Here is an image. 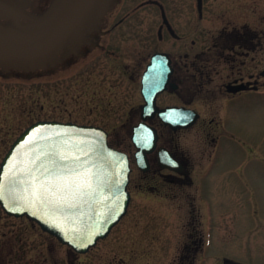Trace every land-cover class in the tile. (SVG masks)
Segmentation results:
<instances>
[{"label":"rangeland","instance_id":"obj_1","mask_svg":"<svg viewBox=\"0 0 264 264\" xmlns=\"http://www.w3.org/2000/svg\"><path fill=\"white\" fill-rule=\"evenodd\" d=\"M142 1L123 0L118 17L131 16L109 37L111 47H118L115 56L101 53L85 68L82 58H72L31 74L0 69V163L14 140L37 121L115 132L133 119L128 110L142 102L140 85L131 80L134 58L142 55L135 54L136 48L158 46L156 27L141 22L158 12L135 11ZM159 1L182 9L188 32L194 19L191 0ZM204 1L202 45L219 29L264 31V0ZM262 56L251 53L255 61L245 70L257 75ZM226 106L219 98L197 103L203 121L183 135L194 164L193 184L181 190L161 187L160 194L132 191L127 216L78 264H180L193 231L202 235L203 245L196 251L192 246L188 264H264V96H243L231 103L229 114ZM199 125H205L204 132H198ZM218 136L215 149L211 139ZM69 253L37 225L9 217L0 207V264H69Z\"/></svg>","mask_w":264,"mask_h":264},{"label":"water","instance_id":"obj_2","mask_svg":"<svg viewBox=\"0 0 264 264\" xmlns=\"http://www.w3.org/2000/svg\"><path fill=\"white\" fill-rule=\"evenodd\" d=\"M110 1L52 0L39 17L23 11L27 23H16L12 36L0 29V68L31 71L47 63L52 66L63 51L68 54L87 43V34L98 30ZM201 3L198 0L199 7ZM21 9V3L0 0L4 16ZM162 61V55H154L142 79L143 119L157 112L173 128L190 126L196 116L187 123H173L174 108H156L164 84L155 81L154 72ZM132 141L143 154L153 148L155 137L142 123L134 129ZM130 171L127 155L108 145L104 129L37 121L15 139L0 163V207L7 216L25 217L62 245L86 254L125 216ZM71 181L86 194L74 189Z\"/></svg>","mask_w":264,"mask_h":264},{"label":"flooded vegetation","instance_id":"obj_3","mask_svg":"<svg viewBox=\"0 0 264 264\" xmlns=\"http://www.w3.org/2000/svg\"><path fill=\"white\" fill-rule=\"evenodd\" d=\"M11 1L21 3L23 9L15 11L11 17L0 14V29L8 30L10 36L16 28V23L18 25L27 23V20L21 15L23 11L31 16L39 17L52 2V0ZM122 3L123 0H111L100 19L98 30L87 34V44L73 52L74 54H68V58L61 61L69 62L72 58H82L84 61L82 67L85 68L88 60L91 62L101 53L107 52L111 57L115 56L118 47H111V38L109 39V37L122 27L131 16L127 14L118 17ZM205 6L204 0H202L201 7L198 6V0H191L194 19L189 25L188 32V25L185 23L186 17L183 18L182 9L179 6L172 10V6L164 2L161 3L159 0H144L135 8V11L151 8L158 12L156 17L147 15L146 19H141V22H148L146 25L151 29L156 27L158 46L136 48L135 54L142 55L134 58L131 80L140 85L142 102L128 110L127 114L132 115L133 119L123 124L121 129H117L115 132L105 130L108 133L109 146L126 154L131 168L127 185L130 201L126 215L122 219L128 214L134 190H153L160 194L161 187H173L181 190L193 184L191 169L194 164L191 155L186 150L183 135L203 121L196 107L197 103H201L203 100L213 102L219 98L227 103L225 112L229 114L228 108L231 103L242 100L243 96L249 93L264 96V31H251L246 26H242L241 29H219L216 32H210L208 45H202ZM154 18L158 19L156 24ZM139 21L136 20V24L139 25ZM169 42L176 45L168 46ZM82 48H86L87 53H83ZM63 53L58 58H62ZM251 53L263 54L259 60L263 63V70L257 75L251 74L248 69L245 70L251 61H255V58L251 59ZM156 54L162 55L163 61L156 73L154 72L155 81L158 80L159 85L164 84V90L156 96V108L158 111L174 108L176 116L171 117L173 123H187L196 116V120L190 126L173 128L171 125L165 124L157 112L146 116L145 120L143 119L145 101L141 94L142 79ZM216 79L220 82L216 83ZM212 122L211 119L210 123ZM142 123L155 137L153 148L149 152L143 151V154L132 141L134 129ZM205 129V125H201V127L199 125L198 132H204ZM211 140L216 149L220 143V136ZM136 174L137 178L134 176ZM152 183L157 184L158 187ZM122 219L109 235L98 241L97 244L106 240ZM202 240V235H198L194 231L189 234L190 245L185 243L184 253L179 259L180 264H188L191 261L189 256H192L190 255L192 246H194V251L200 249L199 247L203 245ZM92 249L84 255L90 254ZM69 252V264H78L77 260L82 255L70 248Z\"/></svg>","mask_w":264,"mask_h":264},{"label":"snow or ice","instance_id":"obj_4","mask_svg":"<svg viewBox=\"0 0 264 264\" xmlns=\"http://www.w3.org/2000/svg\"><path fill=\"white\" fill-rule=\"evenodd\" d=\"M72 172H78L79 170L78 169H71ZM71 186L74 188V189H79V191L82 193V194H86V189L82 186H79V185H76L75 181H71L70 182Z\"/></svg>","mask_w":264,"mask_h":264},{"label":"trees","instance_id":"obj_5","mask_svg":"<svg viewBox=\"0 0 264 264\" xmlns=\"http://www.w3.org/2000/svg\"><path fill=\"white\" fill-rule=\"evenodd\" d=\"M69 54V53H68ZM68 54H65L64 55V58L68 55ZM53 67H51V65H47V68L46 69H51ZM46 69H43V70H46ZM38 70H41V69H36L35 71H38ZM14 72H22V73H25V74H31L32 72H35V71H25V70H13Z\"/></svg>","mask_w":264,"mask_h":264}]
</instances>
